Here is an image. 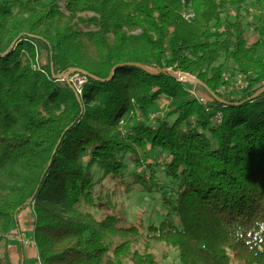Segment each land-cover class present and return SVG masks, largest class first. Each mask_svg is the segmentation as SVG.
I'll use <instances>...</instances> for the list:
<instances>
[{
	"label": "trees",
	"instance_id": "16d2710c",
	"mask_svg": "<svg viewBox=\"0 0 264 264\" xmlns=\"http://www.w3.org/2000/svg\"><path fill=\"white\" fill-rule=\"evenodd\" d=\"M70 69L91 76L80 95ZM263 88L264 0H0V246L32 208L45 264H160V243L181 264H264ZM134 190L159 194V223L127 222Z\"/></svg>",
	"mask_w": 264,
	"mask_h": 264
},
{
	"label": "rangeland",
	"instance_id": "374dc122",
	"mask_svg": "<svg viewBox=\"0 0 264 264\" xmlns=\"http://www.w3.org/2000/svg\"><path fill=\"white\" fill-rule=\"evenodd\" d=\"M189 10H191L189 6ZM233 11H230L228 14V18L231 20L235 17V10L231 9ZM188 11V10H187ZM246 14V19H252L256 16H258L257 9L252 4L248 5V8L246 11H244ZM187 12L184 14L186 15ZM244 16V17H245ZM194 17V16H193ZM192 17V18H193ZM246 20V22H247ZM247 27V26H246ZM247 39L249 43H253L257 40L258 35L255 33L252 28H247ZM222 60L218 62V64H221ZM234 67L233 65H228L229 72L226 74L227 78L231 82V87L229 88V91H237L242 87L244 84L243 77L238 73L237 70H232L231 68ZM195 83V82H193ZM196 92V91H195ZM228 92V91H227ZM197 93V92H196ZM205 96V95H204ZM166 103L167 100L162 98L159 102L156 103V105L153 107V112L156 117H162L166 113ZM153 160L158 161V164L155 166L156 174L159 177V180L161 182H164L165 184L168 183V178L165 176L164 170H165V161L162 162L161 155H157L156 152H154L151 155ZM156 157V158H155ZM125 163L127 164V171L129 173H133L135 168L133 164L130 162L128 158H125ZM144 169V168H143ZM97 177H99L100 173L96 169L94 170ZM127 180H131L130 177H127ZM106 187L109 188V185L104 182ZM118 201L120 202V205L122 207V213L124 214V217L126 218L128 223H133L136 221V219L142 215V218H147V221L150 223L157 224L162 219V216L164 214V210L161 207L160 202V196L158 193L148 194L144 192H140L138 190H134L131 193L127 194L122 192L120 195ZM96 218L102 217L101 212L97 210L91 211ZM2 247V245L0 246ZM155 255L157 259L159 260L160 264H181L178 257V251L165 246L164 244H156L155 245Z\"/></svg>",
	"mask_w": 264,
	"mask_h": 264
},
{
	"label": "crops",
	"instance_id": "0c3cea01",
	"mask_svg": "<svg viewBox=\"0 0 264 264\" xmlns=\"http://www.w3.org/2000/svg\"><path fill=\"white\" fill-rule=\"evenodd\" d=\"M33 229L32 208H27L18 217V224L0 247L7 253L10 264H36L37 249L32 246H25L20 241V236L26 238L33 236Z\"/></svg>",
	"mask_w": 264,
	"mask_h": 264
},
{
	"label": "built area",
	"instance_id": "2783aa9c",
	"mask_svg": "<svg viewBox=\"0 0 264 264\" xmlns=\"http://www.w3.org/2000/svg\"><path fill=\"white\" fill-rule=\"evenodd\" d=\"M183 3H184V1H183ZM187 10H188V12L185 15V17L187 19H191L194 16V14L191 13V11L189 9H187ZM67 80L74 86L77 94L80 95L82 93V88H83L84 84L86 83V76L81 74V73H78V72H72ZM178 80L183 81V82H187V81L183 80L182 78H178ZM191 83H193V82H191ZM190 94L192 96H196V93L194 91H191ZM32 214H33V212H32ZM20 241L25 246H32L35 249H37L34 235L30 236L28 238L20 236ZM36 264H45L41 260V258L39 257L38 254L36 257Z\"/></svg>",
	"mask_w": 264,
	"mask_h": 264
},
{
	"label": "water",
	"instance_id": "95a60500",
	"mask_svg": "<svg viewBox=\"0 0 264 264\" xmlns=\"http://www.w3.org/2000/svg\"><path fill=\"white\" fill-rule=\"evenodd\" d=\"M126 65H133V66H135V64H124V65H121L119 67L126 66ZM117 67H115L112 70V73L111 74L114 73V71L117 69ZM144 70H146L148 73H151V74H154V75L159 74L160 72H166V70L154 71V70H151L149 68H144ZM72 72H78V73H81V74H83V75H85L87 77H91L88 73H86L84 71H80V70H77V69H70L67 73L63 74L62 76H57L56 78H60L61 77L62 79L67 80ZM170 75L173 76L176 79L182 78L185 81L198 83V81L194 77H192L190 75H187V74H183V73H170ZM263 90H264V88L261 91L257 92L253 97H255V96L259 95L260 93H262Z\"/></svg>",
	"mask_w": 264,
	"mask_h": 264
}]
</instances>
